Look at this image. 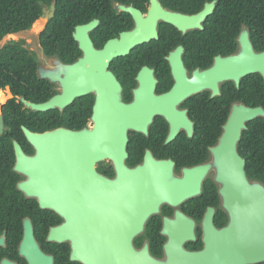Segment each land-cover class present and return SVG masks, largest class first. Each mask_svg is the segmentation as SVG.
<instances>
[{
    "label": "flooded vegetation",
    "instance_id": "1",
    "mask_svg": "<svg viewBox=\"0 0 264 264\" xmlns=\"http://www.w3.org/2000/svg\"><path fill=\"white\" fill-rule=\"evenodd\" d=\"M36 26L0 42L30 61L0 90V264H119L125 234L150 264L232 259L218 155L264 188V0H53Z\"/></svg>",
    "mask_w": 264,
    "mask_h": 264
},
{
    "label": "water",
    "instance_id": "2",
    "mask_svg": "<svg viewBox=\"0 0 264 264\" xmlns=\"http://www.w3.org/2000/svg\"><path fill=\"white\" fill-rule=\"evenodd\" d=\"M56 3L53 2L50 12L47 8L44 9L45 18H41L39 25L46 26L51 18L54 17ZM51 105H30L37 111H46ZM254 112L246 111L247 118H252ZM4 133L3 117L0 114V139ZM63 132L52 133L51 135L60 134ZM67 133V132H65ZM102 134L109 137L116 135L119 142V125L108 124L104 127ZM124 147L126 143V132L124 131ZM17 153L20 155V148L16 147ZM219 162V181L221 184V195L223 197L225 208L232 216L233 224L230 228L221 231L218 236L220 240L213 244H208V247L227 249L232 247L231 243L224 242L223 238L228 235V232L235 233V258L228 259L227 255L214 256L209 254L190 255L191 261L203 260L204 264L216 263H232L233 259H238L240 263L264 261V252L260 249V236L264 232V188L258 184H251L245 172V161L237 152V142H224L221 144L218 155ZM143 227L140 222L139 229ZM256 237L257 241H252L251 238ZM119 264H150L156 263L149 252H135L132 245V235L125 234L122 238L119 236ZM229 255V253H227Z\"/></svg>",
    "mask_w": 264,
    "mask_h": 264
},
{
    "label": "trees",
    "instance_id": "3",
    "mask_svg": "<svg viewBox=\"0 0 264 264\" xmlns=\"http://www.w3.org/2000/svg\"><path fill=\"white\" fill-rule=\"evenodd\" d=\"M52 1L0 0V42L8 36L31 30L42 15V5L49 6ZM252 2L258 5L260 0H252ZM51 27L52 24L49 30ZM16 46L17 44H13L0 52V90L10 87L14 96H21L20 78L25 74V70H29L30 61L28 53L19 55L13 51ZM9 107L18 108L16 100H12L5 110Z\"/></svg>",
    "mask_w": 264,
    "mask_h": 264
},
{
    "label": "rangeland",
    "instance_id": "4",
    "mask_svg": "<svg viewBox=\"0 0 264 264\" xmlns=\"http://www.w3.org/2000/svg\"><path fill=\"white\" fill-rule=\"evenodd\" d=\"M38 28L39 27L36 26L29 32H23V33L17 34L16 36H8L2 41V45L5 44L8 41H18V40H21V39H26L29 42H36V40L38 38L37 37L38 36ZM1 93H0V95H1ZM0 101H1V103L5 102V99H4L3 95H1Z\"/></svg>",
    "mask_w": 264,
    "mask_h": 264
},
{
    "label": "bare ground",
    "instance_id": "5",
    "mask_svg": "<svg viewBox=\"0 0 264 264\" xmlns=\"http://www.w3.org/2000/svg\"><path fill=\"white\" fill-rule=\"evenodd\" d=\"M12 36H16V35H12Z\"/></svg>",
    "mask_w": 264,
    "mask_h": 264
}]
</instances>
